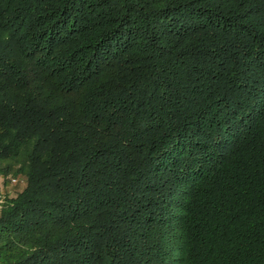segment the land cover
Listing matches in <instances>:
<instances>
[{
	"label": "trees",
	"instance_id": "obj_1",
	"mask_svg": "<svg viewBox=\"0 0 264 264\" xmlns=\"http://www.w3.org/2000/svg\"><path fill=\"white\" fill-rule=\"evenodd\" d=\"M0 264H264V0H0Z\"/></svg>",
	"mask_w": 264,
	"mask_h": 264
},
{
	"label": "rangeland",
	"instance_id": "obj_2",
	"mask_svg": "<svg viewBox=\"0 0 264 264\" xmlns=\"http://www.w3.org/2000/svg\"><path fill=\"white\" fill-rule=\"evenodd\" d=\"M23 182L24 177L21 175H8L7 177L0 175V203L15 195L16 191L23 186Z\"/></svg>",
	"mask_w": 264,
	"mask_h": 264
}]
</instances>
